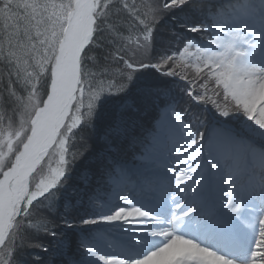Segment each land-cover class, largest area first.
Listing matches in <instances>:
<instances>
[{
    "label": "snow or ice",
    "instance_id": "snow-or-ice-1",
    "mask_svg": "<svg viewBox=\"0 0 264 264\" xmlns=\"http://www.w3.org/2000/svg\"><path fill=\"white\" fill-rule=\"evenodd\" d=\"M264 264V0H0V264Z\"/></svg>",
    "mask_w": 264,
    "mask_h": 264
},
{
    "label": "bare ground",
    "instance_id": "bare-ground-1",
    "mask_svg": "<svg viewBox=\"0 0 264 264\" xmlns=\"http://www.w3.org/2000/svg\"><path fill=\"white\" fill-rule=\"evenodd\" d=\"M157 264H158V262H157Z\"/></svg>",
    "mask_w": 264,
    "mask_h": 264
}]
</instances>
